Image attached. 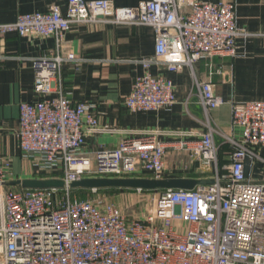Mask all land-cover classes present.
<instances>
[{
    "label": "built area",
    "instance_id": "obj_1",
    "mask_svg": "<svg viewBox=\"0 0 264 264\" xmlns=\"http://www.w3.org/2000/svg\"><path fill=\"white\" fill-rule=\"evenodd\" d=\"M235 9L227 0H148L133 8L67 0L64 14L53 5L0 23V37L16 33L55 42V52L32 60L40 100L19 105L17 137L20 151L40 160L39 173L64 183L63 189L6 188L10 163L0 152V264H264V101L231 102V123L241 137L228 139L230 164L222 173L210 126L195 141L173 134L174 150L214 170L210 185L157 191L152 209L131 218L99 198L70 197V185L85 178L143 174L162 180L166 170L160 131L122 138L115 149L98 151L93 162L84 154L87 134L99 131V124L91 106L74 104L62 89L63 66L81 65L74 54L61 53L70 27L151 28L154 53L138 61L145 73L133 81L123 105L131 113L159 111L175 104V87L149 69L192 71L204 59L236 57L237 40L248 35L237 27ZM195 86L205 113L224 104L209 81L195 80ZM246 162L260 170L258 180L246 176Z\"/></svg>",
    "mask_w": 264,
    "mask_h": 264
},
{
    "label": "crops",
    "instance_id": "obj_2",
    "mask_svg": "<svg viewBox=\"0 0 264 264\" xmlns=\"http://www.w3.org/2000/svg\"><path fill=\"white\" fill-rule=\"evenodd\" d=\"M107 1L117 8H133L148 0ZM205 1L217 4L226 0ZM227 1L235 3L236 25L248 35L237 40V56L204 59L192 71L184 68L172 73L161 66L151 67L150 74L171 80L175 87V104L159 111L131 113L123 105L133 81L145 73L138 61L154 53L151 28L108 23L70 27L61 53L74 54L81 65L75 68L66 63L61 71V84L74 104L91 106L96 115L99 131L87 134L82 150L92 162L98 151L115 149L122 138L160 131L163 135L158 140L166 146L163 179L211 180L214 174L211 167L190 161L186 152L172 148L176 141L173 134H186V140L195 141L210 126L214 130L219 171L224 172L230 164L232 150L228 139L241 137V130L231 123V102L264 101V0ZM53 5L64 14L67 0H0V23H13L22 14L46 12ZM53 52L52 38L27 39L16 33L0 37V152L10 163L6 188L12 181L50 178L39 173L41 162L36 156L20 151L17 132L19 105L40 100L34 92L32 60ZM195 80L209 81L224 104L205 113L199 103ZM257 168L260 167L257 165ZM245 174L258 180L261 173L246 162ZM132 178L151 179L143 174Z\"/></svg>",
    "mask_w": 264,
    "mask_h": 264
},
{
    "label": "water",
    "instance_id": "obj_3",
    "mask_svg": "<svg viewBox=\"0 0 264 264\" xmlns=\"http://www.w3.org/2000/svg\"><path fill=\"white\" fill-rule=\"evenodd\" d=\"M38 180L12 181L9 186L21 189H63L64 183L61 180H44L40 187ZM212 180H193V179H162L154 180L147 178H85L73 182L70 188L83 190H141V191H162V190H192L198 185H210Z\"/></svg>",
    "mask_w": 264,
    "mask_h": 264
},
{
    "label": "rangeland",
    "instance_id": "obj_4",
    "mask_svg": "<svg viewBox=\"0 0 264 264\" xmlns=\"http://www.w3.org/2000/svg\"><path fill=\"white\" fill-rule=\"evenodd\" d=\"M47 179H38L40 187L44 186L43 182ZM9 189H15L18 187L9 186ZM154 195H142L136 194L135 192L128 191H101L92 194L91 191H71L70 197L77 200H86L92 198H99L107 203L113 204L117 209L120 210L126 217H137L152 209Z\"/></svg>",
    "mask_w": 264,
    "mask_h": 264
},
{
    "label": "trees",
    "instance_id": "obj_5",
    "mask_svg": "<svg viewBox=\"0 0 264 264\" xmlns=\"http://www.w3.org/2000/svg\"><path fill=\"white\" fill-rule=\"evenodd\" d=\"M71 191H82V192H85V191H88V190H83V189H75V190H72ZM98 191H132V190H119V189H104V190H98ZM145 192H157V191H145Z\"/></svg>",
    "mask_w": 264,
    "mask_h": 264
}]
</instances>
